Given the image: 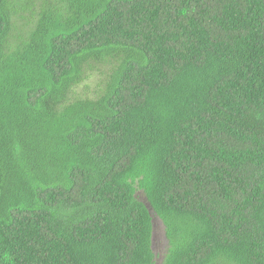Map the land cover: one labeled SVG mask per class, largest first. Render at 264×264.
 Listing matches in <instances>:
<instances>
[{
    "label": "trees",
    "instance_id": "obj_1",
    "mask_svg": "<svg viewBox=\"0 0 264 264\" xmlns=\"http://www.w3.org/2000/svg\"><path fill=\"white\" fill-rule=\"evenodd\" d=\"M153 214L264 264V0H0V264H157Z\"/></svg>",
    "mask_w": 264,
    "mask_h": 264
},
{
    "label": "rangeland",
    "instance_id": "obj_2",
    "mask_svg": "<svg viewBox=\"0 0 264 264\" xmlns=\"http://www.w3.org/2000/svg\"><path fill=\"white\" fill-rule=\"evenodd\" d=\"M141 200L146 201L143 192L139 193ZM154 219V251L157 255V264H161L168 249V240L165 234V226L161 219L153 214Z\"/></svg>",
    "mask_w": 264,
    "mask_h": 264
}]
</instances>
